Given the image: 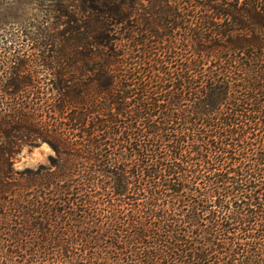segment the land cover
Here are the masks:
<instances>
[{
  "label": "trees",
  "instance_id": "trees-1",
  "mask_svg": "<svg viewBox=\"0 0 264 264\" xmlns=\"http://www.w3.org/2000/svg\"><path fill=\"white\" fill-rule=\"evenodd\" d=\"M37 1L0 26V264H264V0Z\"/></svg>",
  "mask_w": 264,
  "mask_h": 264
},
{
  "label": "rangeland",
  "instance_id": "rangeland-1",
  "mask_svg": "<svg viewBox=\"0 0 264 264\" xmlns=\"http://www.w3.org/2000/svg\"><path fill=\"white\" fill-rule=\"evenodd\" d=\"M40 8L37 0H0V26L10 23H25L38 16ZM18 150L11 156L12 173L15 180L25 185V169L35 168L38 164H47L53 148L46 142L17 145Z\"/></svg>",
  "mask_w": 264,
  "mask_h": 264
}]
</instances>
